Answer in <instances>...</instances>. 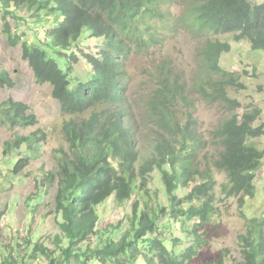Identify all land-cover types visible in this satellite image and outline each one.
Returning <instances> with one entry per match:
<instances>
[{"label": "trees", "instance_id": "16d2710c", "mask_svg": "<svg viewBox=\"0 0 264 264\" xmlns=\"http://www.w3.org/2000/svg\"><path fill=\"white\" fill-rule=\"evenodd\" d=\"M178 2L184 5V12L175 16L170 7ZM0 8L4 12V34L11 46L21 45L22 59L33 71L36 82L49 84L54 98L70 113L86 112L102 98L104 86L123 81L126 76L124 64L120 62L123 42L133 41L138 50L144 51L158 41L160 25L169 22L167 32L180 23V27H188L198 35H233L235 42L247 41L253 51L264 52V2L0 0ZM22 10L31 20L20 17ZM12 21L17 22V26H29L32 21L43 34L31 30L34 42L30 43L25 32H13ZM100 38L105 43L98 57L83 51L89 47V40ZM231 50L228 42L208 39L199 51L201 80L197 92L211 102H228L224 84H234L236 79L222 68L221 57ZM80 58L92 66L94 64V76L85 84L77 81L78 85L72 88L73 65L79 63ZM159 74L160 85L156 93H161L165 101L163 109L159 105L156 109H160L164 117L163 122H158L164 134L160 135V130L158 137L148 142L157 152L163 144L162 164L155 162L154 154L146 160L143 156L145 149L132 133L120 126L97 128L94 118L81 125H68L66 133L71 154L60 157L56 173L47 174L51 182H58L54 212L62 233L56 237L54 249L36 243L34 255H31L34 260L37 261L41 254L49 259L50 264H138L140 260L144 264H190L191 255L202 246L200 239H195L196 248L192 246L178 253L175 247L181 242L168 236L175 228L186 230L188 222L197 221L200 225L211 221L215 182L211 180L196 186L184 199L179 197L180 185L184 182L191 186L198 179L213 178L214 173L212 169L204 172L197 165L198 146L187 137L192 123L183 127L175 114L177 101L180 98L185 100L184 87L166 64L161 66ZM214 75L223 79L215 82ZM222 81L225 82L222 84ZM0 86L15 87L8 71L0 70ZM260 113H246L242 118L236 115L219 131L223 152L216 165L228 173V186L234 190H248L254 173L264 160L263 151L252 142L264 137L263 129L255 127ZM0 120L10 127L27 128L37 123L30 108L13 99L0 103ZM182 133V140L177 139ZM37 142L36 135L19 137L15 142L5 144V153H19L22 146L32 148ZM26 160L21 159L15 164L13 176L20 175ZM168 163L171 169L167 173L164 168ZM155 170L161 172L162 189L167 199L158 202L160 190L155 194L146 192L138 197L132 216L126 217L129 228L120 222L111 228L100 229L102 219L98 208L110 199L119 206L131 202L138 191L146 188V178H150ZM164 221L169 226L161 227ZM161 229L168 235H164ZM94 240H98V244L92 248ZM240 240L243 243L241 264H264V230L248 223L247 232ZM5 264L17 263L6 260Z\"/></svg>", "mask_w": 264, "mask_h": 264}, {"label": "rangeland", "instance_id": "374dc122", "mask_svg": "<svg viewBox=\"0 0 264 264\" xmlns=\"http://www.w3.org/2000/svg\"><path fill=\"white\" fill-rule=\"evenodd\" d=\"M253 2L261 4L264 0H253ZM170 10L178 16L184 12V5L175 3ZM19 15L28 21L31 20L23 10ZM3 16V9L0 8V70L9 72L15 87L10 89L0 86V103L13 99L27 104L36 115L38 123L27 128L10 127L0 120V264H5L6 260L17 264H50L49 259L41 254L37 256V261L31 256L34 255L36 243H44L54 249V241L62 233L58 216L54 212L57 184L51 182L47 174L56 173L58 170V150L68 151L64 134L65 123L72 119L81 120L85 116L76 117L66 114L60 104L54 100L52 87L48 84L39 85L36 82L32 70L22 59L21 45L11 46L5 36ZM32 21L29 26H17L18 23L14 21L11 24L13 32H25L30 43L34 42L31 30L36 29L43 34ZM168 24L170 23L160 26L157 42L151 43L146 51L134 54L126 64V70L130 75L129 97L135 108L133 118L135 122L142 124V114L148 113V103L157 89L156 82L160 75L161 64L167 63L169 69L180 76L186 91L185 99L188 104L180 102L176 115L183 124L188 121V115H192L193 129L204 144L202 161L212 162V158H219L223 152L221 144L219 145L214 139L215 133L233 112L242 116L259 109L262 113L259 125L264 123V52H254L248 42L237 43L230 35L208 38L230 42L232 51L223 55L221 65L225 70L237 74L245 85V88L229 89L230 99L235 101L231 105L221 101L209 102L196 92L201 80L199 50L207 40L206 36L180 27V23L167 32ZM87 43L89 48L93 50L96 48L93 40ZM89 48H84L83 51L90 53ZM73 73L74 82L76 79L87 80L91 77L83 62ZM100 110L102 111V109L97 111ZM145 132L151 134L155 129ZM32 134L37 135L36 146L28 148L24 145L19 153L6 155L7 142H15L21 136ZM256 144L264 150V137L257 140ZM21 159H28L23 163L27 168L15 177L12 175V170L15 163ZM217 180L222 184L226 181V176L218 173ZM258 185L261 196L264 197V170L259 173ZM158 187L159 184L154 182L150 189L155 192ZM215 193L218 198V202L215 203L216 214L205 230L203 236L206 241L205 247L199 252L194 264H215L222 255L226 256L225 264H239L241 262L239 236L244 232V225L240 217L238 200L223 201L219 197L220 187ZM135 202L136 199L122 206L114 204L113 200L108 202L99 210L102 219L100 229L111 228L122 221L124 226L129 228L126 217L132 216ZM260 203L261 200L257 205ZM165 224V221L161 223V227L169 226ZM161 230L164 235H168L166 230ZM168 237L181 242L175 247L178 253H182L192 245V240L176 228ZM29 240H32V244H29ZM97 244L98 240H94L92 248ZM138 264L144 263L140 260Z\"/></svg>", "mask_w": 264, "mask_h": 264}, {"label": "clouds", "instance_id": "9594fccd", "mask_svg": "<svg viewBox=\"0 0 264 264\" xmlns=\"http://www.w3.org/2000/svg\"><path fill=\"white\" fill-rule=\"evenodd\" d=\"M184 28L190 31V29H188V27H184ZM159 29H160V27H159ZM201 36H206V38L215 37V36H212L210 34H203ZM223 36H225V35H223ZM230 36H233V35H230ZM218 37H221V36H218ZM232 40H233V37H232ZM93 41L96 43V45H95L96 48L94 50L89 48V47H87V48L91 49V53H94L95 56L98 57V54L100 53L102 47L104 46L105 41L102 38L94 39ZM213 41H216V40H213ZM228 43H230V42H228ZM249 45H250V43H249ZM250 47H251V45H250ZM122 49H123V52H122V54L120 56V62L122 64H124V68H125L124 70L126 71V76H124L122 82H113L111 84H108L107 86H104L103 87L104 93H102V98H100L86 112H84V113H70V112L65 111L63 109L62 105L60 104V102L57 99L54 98L53 92H52V96H53L54 100H56V102L60 104L62 110L66 114L71 115V116H76V117H84L85 116V118H82L81 120L72 119V120H70V121L65 123L64 134H65V137H66V140H67V143H68V151L65 152L63 150H58V165H59L60 157H62L64 154H67V155L71 154V152H70L71 144H70V142L67 139V133H66V129H67L68 125H70V124L81 125L84 122H89L93 118H94L93 123H94V125L97 128H99L100 126H105V127L120 126L121 128H124L125 130H127L128 133H132L133 137H135L134 139H136V141L139 142V145L145 149L146 152L144 153L142 151V153H144L143 156L146 157V160H149L150 156L154 154L155 155L154 156L155 162L159 163V164H162V156H161V154L164 151L163 144H162V149L158 150V152H157V151H155V148H154L155 146L154 145L152 146V144H150L148 142V140L150 142H152L154 140V138L156 136L158 137V135H159V132L161 130V123L159 124L158 122H160V121L163 122L164 121V117H163V114H161V112H160L161 110L160 109H163V104H164L165 100H164V98H163L161 93L157 95L156 92L158 91V89H156L155 92H154L152 100H150V102L148 103V107H149L148 113H143L142 114V119H141L142 120V124L140 125L139 123L134 121L133 112H134L135 108L133 107V105H132V103L130 101V97H129V91L131 89V87H130V75H129V72L126 70V64L128 63V61L130 60V58L134 54H137L138 52H141L142 50H138L136 48V43H134L133 41H130V40L123 42ZM146 50H147V48L144 51H146ZM254 52H258V51H254ZM226 54H228V53H226ZM222 57H221V59H222ZM81 62H83V66H85L86 69L89 71V75L91 77H88L87 80L76 79V82L72 83V86H71L72 88H74V87H76L78 85L77 81L78 82H82L83 84H85V83L89 82L91 80V78L94 76V69H95L94 64L92 66L91 64L86 63L82 58H80L79 63L73 65L74 71H75V68L81 64ZM164 64H166V66L169 68V65L167 63H163V64H161V66L164 65ZM222 68L225 70L224 67H222ZM169 70H171V69H169ZM225 71H227V70H225ZM227 72H229V71H227ZM229 73L235 75L234 77H235L236 81H235L234 84H230V83L229 84H224L226 86V90H227L228 102L222 101V100H215V101H212V102L221 101V102H226L227 104L231 105L235 101L233 99H230L229 89L245 88V85L240 81L239 76L237 74L232 73V72H229ZM171 74H174L176 76V78L178 77L179 80H180L179 82L181 83V78H180V76L178 74H175L172 71H171ZM74 76L75 75L73 73V79H75ZM34 78H35V76H34ZM212 78H213V80L215 82L216 81L218 82V81L223 79V77L220 76V75H214ZM224 82L225 81H222L221 83L223 84ZM156 83H157V88H158V86L160 85L159 82H158V78H157V82ZM182 86H183V84H182ZM196 92H197V88H196ZM185 95H186V91H185V88H183V96H184V98H185ZM199 95H201V94H199ZM201 96L206 101H209L203 95H201ZM180 102L183 103V104H184V102H185V104H188L186 99L183 101V99L180 98L177 101V104H176L175 114H176V112H178V107H179V103ZM209 102H211V101H209ZM157 105H159V107H160L159 110L156 109ZM99 109H102V111L101 110L97 111ZM255 111H260V110L259 109H254L253 111L247 112V113H254ZM236 115H238L241 118L244 116V115L241 116V115H239L236 112H233V114H231L226 120H224V122L221 124L219 129L216 131L214 139L217 140V142H219V145H220L219 131L221 130V128L223 127V124L225 122L232 121ZM241 118H240V120H241ZM261 118H262V113H260L259 117L257 118L256 123H255V127L257 129L261 128L264 131V123L259 125V122L261 121L260 120ZM177 119H178V121L181 123V125L183 127H185L188 124V122L192 123L191 128H190V133L191 134L189 133V135H187V137H191L192 140H194L195 143L198 146V150H197L198 157L196 159L197 165L204 172L206 170H208V169H212L213 173H214L213 176H212L213 178H208L206 180L198 179L195 182H193L191 184V186L185 185V183L182 182L181 185H180V192H179L180 199L186 198L188 196V193H191L196 186H199V185H202L204 183L210 182L211 180H213V182H215L214 192L212 193V195H213V207L210 209V210L214 211L211 221L210 222H206L205 224H200V225H199V222H197V221L191 222V223L188 222L187 223V229L184 230V231H180V232L184 233L190 240H192V245L189 248H191L192 246H194L196 248L195 239H197V238H199L200 241L202 242V246L200 248H198L191 255V259L189 260V262H190V264H194V260L198 257L199 252L205 247L206 241L204 240L203 236L205 235V230L207 229L208 225L213 221V219L215 217V214H216L215 203L218 202V198H216V193L215 192L217 191V188L220 187V196L219 197L223 201H228L230 199H237L238 200V205H239V207L241 209L240 217H241L243 225H244V232L239 236V246H240V253H241V262L239 264H241L243 262V254H242V251H243L242 245H243V243L241 242L240 238L243 235L246 234L248 223L253 225V226H255V227L262 228L264 230V197L261 196V192H260L259 185H258L259 173L262 170H264V160L262 161V165L254 173V178H253L252 182L250 183L248 190H244V191L234 190L230 186H228V184H230L228 173L226 171L221 170V169H219L217 167L216 160L218 158H212L211 159L212 162H208V163H204L202 161V159H204V155H202V152H203V149H204V144H202V141L197 136V132L193 129L194 123H193V120H192V115L191 114L188 115V121L185 124L182 123V121L179 119L178 116H177ZM37 123H38V121H37ZM37 123H36V125H37ZM31 127H33V126H31ZM149 129H155V132H153L151 134L145 132V130H149ZM161 134H164L163 129L160 132V135ZM32 135H35V134H32ZM166 136L167 137H172L174 135H166ZM21 137H24V136H21ZM26 137H28V136H26ZM182 138H183V133L177 136V139H179V140H182ZM260 139L261 138L253 140L252 142H254V144L257 145L256 141L260 140ZM145 144H149V145H147L145 147ZM257 147L260 150H262L258 145H257ZM222 149H223V147H222ZM177 150H179V147H177ZM262 151L264 153V150H262ZM9 155H11V154H9ZM9 155H7V156H9ZM25 168H27V165H25V167L23 169H25ZM170 169H171V165L168 163L166 165V167L164 168V171L168 173ZM160 173L161 172L159 170H155L153 173H151L150 174V178H146V181H147L146 188L143 189L142 192L138 191L137 195L133 198V200L136 199V201H137L139 196H142L143 194L145 195L146 192H148V193L152 192V190L150 189V186H151V184H154V182H155V183L159 184V187L157 188V190H160V194H159V197H158V202H161V203L164 202L167 199V196L163 192V189H162L163 183H162V177H161ZM218 173H222V174H224L226 176V181L224 183H222V184H219V182L217 180ZM56 184H57V187H58V182ZM141 186H142V184H141ZM224 187H226V190H224ZM155 193L156 192H152V194H155ZM111 200H113V199L108 200L103 206H105ZM260 200H261V203L259 205H257V203ZM132 201L129 202V203H126V204H130V203H132ZM113 202H114V200H113ZM102 207L98 208V211ZM244 210H246V212H244ZM132 212H133V210H132ZM214 223L216 224L217 221H215ZM176 229L179 230L178 228H176ZM195 231H197V234L195 233ZM155 237H158V235H156ZM189 248H186L185 250H188ZM185 250H183V252ZM224 253H227V251H224ZM225 258H226V256L222 255L220 257V259L217 260V262L215 264H219L221 262L225 263ZM207 264H214V263H207Z\"/></svg>", "mask_w": 264, "mask_h": 264}]
</instances>
